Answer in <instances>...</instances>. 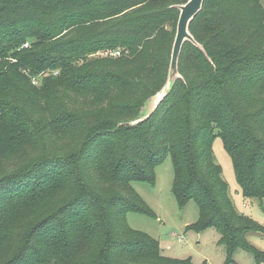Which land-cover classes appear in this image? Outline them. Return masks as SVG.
Segmentation results:
<instances>
[{
	"label": "trees",
	"instance_id": "obj_1",
	"mask_svg": "<svg viewBox=\"0 0 264 264\" xmlns=\"http://www.w3.org/2000/svg\"><path fill=\"white\" fill-rule=\"evenodd\" d=\"M187 1L0 0V264H192L126 219L151 214L131 183H154L167 155L179 205L200 209L189 228H215L227 264L239 249L264 261L247 237L264 226L237 210L213 150L221 136L244 196L264 203V0H204L198 45L142 115Z\"/></svg>",
	"mask_w": 264,
	"mask_h": 264
},
{
	"label": "rangeland",
	"instance_id": "obj_2",
	"mask_svg": "<svg viewBox=\"0 0 264 264\" xmlns=\"http://www.w3.org/2000/svg\"><path fill=\"white\" fill-rule=\"evenodd\" d=\"M156 101L157 97L146 102L142 111L143 116L153 109ZM213 150L237 210L264 226V203L244 196L232 157L225 148L221 136L214 137ZM174 180L173 160L171 155H167L155 167L154 183L132 181L133 189L147 205L151 214L129 211L126 214L128 225L133 230L145 233L158 241L163 255L167 257L187 260L192 264H227L226 249L220 243V234L215 228L201 231L189 228L198 222L200 209L194 200L184 206L179 205L173 192ZM23 216L24 213L18 219L21 220ZM247 237L252 245L264 252L263 233L250 232ZM178 238L183 240L180 241ZM230 264H264V261L259 263L253 253L239 249L234 254V262Z\"/></svg>",
	"mask_w": 264,
	"mask_h": 264
},
{
	"label": "water",
	"instance_id": "obj_3",
	"mask_svg": "<svg viewBox=\"0 0 264 264\" xmlns=\"http://www.w3.org/2000/svg\"><path fill=\"white\" fill-rule=\"evenodd\" d=\"M203 3L204 0H188L186 3L178 6L180 9V15L177 24L176 36L172 48L168 80L162 90L153 97H157V101L155 102L154 107L151 111H153L159 105L161 100L172 89L175 80L180 77V73L178 70V62L184 43L189 40L198 45L194 36L189 30V26L195 16L202 9Z\"/></svg>",
	"mask_w": 264,
	"mask_h": 264
},
{
	"label": "built area",
	"instance_id": "obj_4",
	"mask_svg": "<svg viewBox=\"0 0 264 264\" xmlns=\"http://www.w3.org/2000/svg\"><path fill=\"white\" fill-rule=\"evenodd\" d=\"M25 46H28V43L25 44ZM104 54L103 55H114V56H118L121 54V51L120 50H115V51H105L103 52ZM38 82V79H34V83H37ZM175 236L177 237V234H175ZM180 241H182L183 239L182 238H178Z\"/></svg>",
	"mask_w": 264,
	"mask_h": 264
}]
</instances>
